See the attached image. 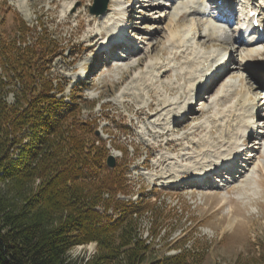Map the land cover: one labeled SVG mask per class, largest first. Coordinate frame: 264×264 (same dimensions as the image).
<instances>
[{"label":"rangeland","instance_id":"1","mask_svg":"<svg viewBox=\"0 0 264 264\" xmlns=\"http://www.w3.org/2000/svg\"><path fill=\"white\" fill-rule=\"evenodd\" d=\"M17 1L27 9V15L19 11ZM232 2L234 6L238 2V13L235 10L231 17L227 14V18L220 19L214 0H109L108 16L92 22L95 0H0V32L14 27L16 10L30 25L44 20L64 45V54L54 60L52 69L66 82L62 95L69 100L70 89H78L82 117L97 118V131L107 140L110 154L118 163H130L131 192L119 197L137 200L142 194L150 198V209L138 217L137 231L148 242L153 239L156 256L179 252L173 246L186 239L187 247L194 244L204 251L201 264L264 261L259 259L264 253V76L259 75L264 67V43L251 46L253 37L246 36L252 28L246 18L247 6L262 7L264 0ZM126 18L130 19L128 28L134 31L135 53L110 59L104 51L96 55L109 37L110 23L127 22ZM109 19L111 22H107ZM97 32L104 33V40L90 45V35ZM236 39L245 44L231 52V57L227 52V72L212 84H203L205 91L197 94L191 82L205 77L212 80L216 60L231 46L232 50L236 48ZM248 52L252 58L246 59ZM179 53L181 57L176 56ZM138 62L136 69L125 68ZM165 68L170 70L164 72ZM206 71L210 72L207 76ZM168 86L176 87V92L167 91ZM13 97L10 93L8 98ZM152 97L167 99L170 105L149 117L147 103ZM250 108L253 112L249 124L255 121L262 135L260 148L246 150L253 145L249 135L234 176L189 185L178 173L188 168V177L195 176L198 169L207 170L221 162V156L227 155L246 133L248 128L235 134L242 120L248 118ZM189 113L196 119L160 136L161 130L174 128L179 118ZM121 124L127 129L121 131ZM213 126L218 129L210 131ZM199 127L204 130L190 132ZM128 144L127 153H122L119 149ZM247 151H252L253 158H246ZM178 153L186 154L185 158L177 157ZM162 156L174 159L162 163ZM164 172L171 175L161 177ZM38 183L0 181V206L5 211H26L30 203L26 201ZM93 243L75 244L66 255L77 264L90 263L104 253Z\"/></svg>","mask_w":264,"mask_h":264},{"label":"trees","instance_id":"2","mask_svg":"<svg viewBox=\"0 0 264 264\" xmlns=\"http://www.w3.org/2000/svg\"><path fill=\"white\" fill-rule=\"evenodd\" d=\"M13 19L0 32V181L39 183L26 211L0 206V264H77L66 253L85 242L104 250L85 264H201L204 251L186 239L173 246L179 252L156 256L153 239L138 233L150 198L119 197L131 192L130 163L110 168L107 140L97 118L82 117L79 90L62 95L66 82L52 69L64 45L44 20L30 25L16 10Z\"/></svg>","mask_w":264,"mask_h":264},{"label":"bare ground","instance_id":"3","mask_svg":"<svg viewBox=\"0 0 264 264\" xmlns=\"http://www.w3.org/2000/svg\"><path fill=\"white\" fill-rule=\"evenodd\" d=\"M227 1V4L228 5H230V6H234V3L232 2V1H234V0H226ZM119 3V2H118ZM15 4H16V6H17V8L19 9V11L20 12H22L24 15H27L28 13V11H27V9L24 7V5L22 4V2H20V1H17V2H15ZM237 4V3H236ZM252 8H254V7H252ZM251 9V8H250ZM250 9H249V13L253 10V9H251V11H250ZM109 11H110V9H108V11L106 12L105 11V13H101V14H94L93 16H92V18H91V21L92 22H96L97 20H99L100 18H106L108 15H107V13H109ZM227 14V13H226ZM262 17L264 18V12L262 11ZM227 16V15H226ZM225 17V16H224ZM224 17H222V16H220V19H224ZM116 21V22H115ZM115 21H112L111 22V19H109L107 22H111L110 23V25H109V32L107 33L108 34V39L106 40V42H104V44H102V45H104L105 46V48H107L108 47V45H109V43H110V41H113V40H117L120 36H124V34H123V30H125V22L124 21H119V20H115ZM263 21V20H262ZM263 23H264V21H263ZM249 26V25H248ZM247 26V27H248ZM255 30H256V28H255ZM255 30H252V33L255 31ZM257 31V30H256ZM255 31V32H256ZM254 32V34L255 35H257V36H263L264 37V35L263 34H261L259 31H257L256 33ZM204 33V32H203ZM203 33H201V35H203ZM249 33V32H248ZM119 34H121V35H119ZM118 37V38H117ZM104 38H105V35H104V33L103 32H97V33H93L92 35H90V38H89V40H90V45H92V44H96V43H98L100 40H104ZM256 38V37H255ZM254 37H253V39L249 42V45H251V46H255V45H258L259 43L260 44H263L264 43V38H262V39H259V40H256ZM112 43V42H111ZM110 43V44H111ZM234 44H236V48L234 49V50H232L233 49V46H231V48H230V51H226V53L224 54V55H222V56H220V58L218 59V61L216 60V67H214V69H217V71H216V75H218L219 74V70H220V68L223 66V65H225L226 64V59H225V57L227 56V52H230V57H231V52H233V51H237V50H239V47L241 46V44H245V42L243 43V40H237L236 39V41H235V43ZM116 45L117 44H114V45H112L111 46V49H110V52H109V57L110 56H113V49H114V47H116ZM103 46V47H104ZM139 47V46H138ZM90 49H91V47H90ZM103 48L102 47H100V49H99V51L97 52V54L96 55H99V54H101V50H102ZM133 51V50H132ZM176 56H178V57H181L182 56V53H179V54H176ZM245 58L246 59H249V58H252V54H251V52L249 53L248 52V54H247V56H245ZM222 59H224L223 61H222ZM142 61V60H141ZM140 64V62H138L137 64H131V65H126V69L127 70H129V68H132V70L133 69H136L135 67L136 66H138ZM248 67L247 66H244L243 67V69H247ZM170 69L169 68H165L164 69V72H168ZM227 70H228V67H226V69H225V72H224V74L227 72ZM260 72H259V75L260 76H264V67L261 69V70H259ZM123 73V72H122ZM208 73H210V72H208V71H206L205 72V76H207V74ZM201 78H203V75H201ZM208 78L209 77H205L204 79H201V80H194V81H192L191 82V87H192V90H196V93L198 94L199 93V89H201V84L203 85V82L204 81H207L208 80ZM256 83V85H261L262 84V82H261V84L258 82L257 83V81H255ZM199 83V84H198ZM207 82H205L204 83V85L206 84ZM197 84H198V86H197ZM203 85V86H204ZM207 86H208V84H206ZM263 85V84H262ZM206 86V87H207ZM225 87V86H224ZM167 88V91H169L170 93H175L176 92V87H170V86H168V87H166ZM198 90V91H197ZM169 102V100H167V99H160V98H156V97H152V100H151V102H149V103H147L148 105H147V108H148V111L146 112V115L147 116H149V117H154V116H156L157 114H159V112L164 108V106H166V104ZM167 105H170V103L169 104H167ZM144 111V108L143 107H141L140 108V112H143ZM253 112V110L250 108L249 110H248V118H246V119H243L242 120V124H240V126H239V128H238V130L235 132V134L236 135H238L239 134V132L240 131H243V130H245V129H249L251 126H254L255 127V121H252L250 124H249V121H250V119H249V116H251L250 114ZM196 119V117L193 115V114H188L187 116H184V117H182L181 119L179 118V120H178V123H176V125H174V128H171V129H164V130H161L160 132H159V134H160V136H163V135H166L167 133H169V132H171V131H173V130H178L179 128H181L183 125H185L188 121H190V120H195ZM241 122V121H240ZM250 125V126H249ZM253 127V128H254ZM218 129V127L217 126H213L211 129H210V131H216ZM247 129V130H248ZM259 128H258V126L256 127V130H254L255 132L254 133H252V134H250L252 131H253V129L252 130H250V132H249V134L248 135H250V138H252L253 139V145L251 146V145H249V146H247V148H246V150L249 148V147H256L257 149H259L260 148V141H259V139H261V134H260V132H259V130H258ZM204 129L202 128V127H199V128H196V129H193V130H191L190 132L191 133H198V132H202ZM246 136V133H245V135H242V136H240V138H239V140H236L235 142H234V144L232 145V148H231V150H230V152L227 154V155H224V156H221V157H223L222 158V160H221V162H218L217 164H216V166L215 167H211L210 169H207V170H201V169H198V172H197V174L194 176H190V177H188V175L191 173V171L187 168V169H184V170H182V172H179L178 174H180V173H182L181 174V176L183 177V178H185V180L187 181V183L189 184V185H192V184H196V180L197 181H202L203 179H205V177L208 175V174H211L213 171H219L220 170V167L221 166H223L224 164H226V162H228L227 160L229 159V160H233V161H236L237 163L236 164H234V170H236L237 168L236 167H239L238 165H239V163H238V160H237V156H238V154H240V152H241V150L242 149H245V147L244 146H246L245 145V137ZM219 138V137H218ZM221 140L220 139H218V141L217 142H220ZM165 145H169V142H166L165 143ZM201 146V145H200ZM248 153H247V156H246V158L247 159H251V158H253V154L251 153L252 151H247ZM243 154V153H242ZM245 154V153H244ZM182 157L183 159L185 158V156H186V154H184V153H178V155H177V157ZM241 158V157H240ZM171 159H174V157L173 156H162L161 157V159L159 160V162H162V163H167V162H169ZM157 168L158 166L157 165H154L153 166V168ZM225 170L223 169L222 170V172H220L221 174H223V172H224ZM239 170L237 169V171L236 172H238ZM170 172H164L162 175H161V177H163V176H166V175H168ZM225 174V173H224ZM171 174H169L167 177H169ZM175 175V174H174ZM223 177V176H222ZM216 180H217V178H216ZM222 199H224V197L222 198ZM234 223V222H233ZM232 225V223H229V226H231ZM92 244H95V243H93L92 242Z\"/></svg>","mask_w":264,"mask_h":264},{"label":"water","instance_id":"4","mask_svg":"<svg viewBox=\"0 0 264 264\" xmlns=\"http://www.w3.org/2000/svg\"><path fill=\"white\" fill-rule=\"evenodd\" d=\"M108 2L109 0H95V4L92 7L91 11L96 14L104 13L107 10ZM97 133L99 134V131H97ZM116 163L117 159L115 155L110 154L107 158V165L110 168H113L115 167Z\"/></svg>","mask_w":264,"mask_h":264}]
</instances>
